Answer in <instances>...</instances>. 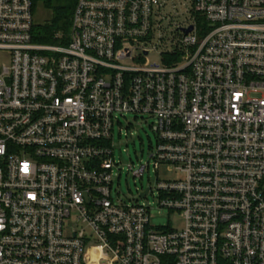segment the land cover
I'll list each match as a JSON object with an SVG mask.
<instances>
[{
	"label": "built area",
	"instance_id": "1",
	"mask_svg": "<svg viewBox=\"0 0 264 264\" xmlns=\"http://www.w3.org/2000/svg\"><path fill=\"white\" fill-rule=\"evenodd\" d=\"M32 13L0 0V264H264V0H75L53 43ZM126 114L177 227L113 196Z\"/></svg>",
	"mask_w": 264,
	"mask_h": 264
},
{
	"label": "rangeland",
	"instance_id": "2",
	"mask_svg": "<svg viewBox=\"0 0 264 264\" xmlns=\"http://www.w3.org/2000/svg\"><path fill=\"white\" fill-rule=\"evenodd\" d=\"M51 12L42 4L37 3L32 13L34 24H40L50 19ZM179 20V18H177ZM151 61H158V55L153 53L148 56ZM119 122L113 128V152L118 165L114 167L113 196L118 195L124 200L138 199L150 207V219L153 226L170 225L177 227L181 218L175 211L169 212L162 208L157 201L156 185L158 180L166 176V172L159 171L156 174L150 155L154 151L155 135L151 130V119L146 116L126 114L119 117ZM134 169L140 165H148L142 173V177L134 176L128 170V166ZM119 172V176L117 173ZM151 185L152 192L146 197H140V192Z\"/></svg>",
	"mask_w": 264,
	"mask_h": 264
},
{
	"label": "trees",
	"instance_id": "3",
	"mask_svg": "<svg viewBox=\"0 0 264 264\" xmlns=\"http://www.w3.org/2000/svg\"><path fill=\"white\" fill-rule=\"evenodd\" d=\"M37 3L47 8L51 12V17L46 22L33 25L34 41L53 43L56 42V33L67 35L70 31L75 0H32V11Z\"/></svg>",
	"mask_w": 264,
	"mask_h": 264
},
{
	"label": "water",
	"instance_id": "4",
	"mask_svg": "<svg viewBox=\"0 0 264 264\" xmlns=\"http://www.w3.org/2000/svg\"><path fill=\"white\" fill-rule=\"evenodd\" d=\"M144 193H145V192H144ZM144 193H143V194H144Z\"/></svg>",
	"mask_w": 264,
	"mask_h": 264
}]
</instances>
